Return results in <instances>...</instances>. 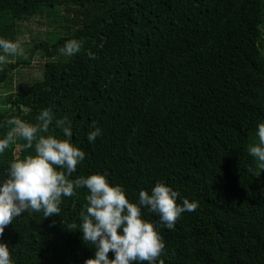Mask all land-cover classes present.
<instances>
[{
    "label": "trees",
    "instance_id": "obj_1",
    "mask_svg": "<svg viewBox=\"0 0 264 264\" xmlns=\"http://www.w3.org/2000/svg\"><path fill=\"white\" fill-rule=\"evenodd\" d=\"M61 5L62 31L0 65V138L7 119L37 124L49 108V131L66 138L56 120L67 117L71 143L85 152L70 179L103 174L134 203L159 181L179 193L178 203L198 202L174 229L142 209L163 237L164 264H264V172L253 175L247 151L264 122V0H0V38L15 42L18 22L31 16L53 23ZM70 39L83 46L67 57L60 49ZM36 52L41 76L12 90ZM95 127L101 135L89 142ZM24 144L0 154V181L14 159L33 152ZM88 194L81 187L62 197L60 215L16 217L0 237L13 264L94 256L82 232L66 227L80 223Z\"/></svg>",
    "mask_w": 264,
    "mask_h": 264
},
{
    "label": "clouds",
    "instance_id": "obj_2",
    "mask_svg": "<svg viewBox=\"0 0 264 264\" xmlns=\"http://www.w3.org/2000/svg\"><path fill=\"white\" fill-rule=\"evenodd\" d=\"M83 41L67 40L60 49L62 55L71 57L81 51ZM0 65L12 62L9 57L22 56L19 42L0 38ZM95 59L94 53H89ZM54 119L52 110L43 109L37 116V124L27 123L13 116L4 123L8 131L0 138V154L17 142L33 152L16 158L7 170L6 178L0 181V237L12 221L26 211L43 212V218L60 215L62 197H72L75 190H88L86 205L79 213V224L66 227L82 232V240L94 246V256L84 264H164L159 259L165 243L156 226L145 219L142 209L159 216L161 224L174 229L177 220L185 211H195L198 202L185 198L178 203L179 193L163 182H156L151 193L143 189L138 194V203L129 201L120 185H112L103 174L94 173L70 179L78 164L84 160L85 152L71 143L73 135L71 121L64 117L56 120L66 138L61 139L49 131ZM101 135L95 127L88 133L89 142ZM257 142L247 146L248 154L256 161L259 177L264 172V122L258 124ZM251 170V169H250ZM110 251L114 258H109ZM0 264H13L8 244L0 242Z\"/></svg>",
    "mask_w": 264,
    "mask_h": 264
},
{
    "label": "rangeland",
    "instance_id": "obj_3",
    "mask_svg": "<svg viewBox=\"0 0 264 264\" xmlns=\"http://www.w3.org/2000/svg\"><path fill=\"white\" fill-rule=\"evenodd\" d=\"M65 13H66L65 7L61 5L59 6L58 15L56 17L51 16V18L54 19L53 23H50L49 16L44 17L40 15L31 16L26 20L19 21L18 22L19 31L15 35V42L20 43V46L22 47L24 53L22 56L26 54L27 48L30 46L33 40L46 39L48 37L51 38L52 33H55L57 30L62 31L63 28L61 27L63 26V24L61 22L63 21H61V17L62 15L64 16ZM58 23L61 25L60 27L58 26ZM56 35L52 36V39H54ZM263 41H264V36H263ZM43 60L44 59L40 55V53L36 52L31 58V62L28 65H25L18 69L14 77L15 86H13L11 89L17 90L16 84L20 82L28 83L35 80L36 78H39L41 76ZM2 95L3 92L0 91V98Z\"/></svg>",
    "mask_w": 264,
    "mask_h": 264
}]
</instances>
